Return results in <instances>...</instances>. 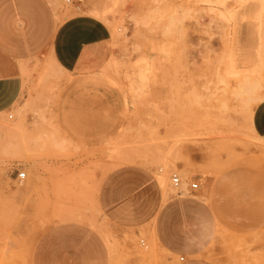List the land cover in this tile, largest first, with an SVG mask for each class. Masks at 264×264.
<instances>
[{
    "label": "rangeland",
    "instance_id": "rangeland-1",
    "mask_svg": "<svg viewBox=\"0 0 264 264\" xmlns=\"http://www.w3.org/2000/svg\"><path fill=\"white\" fill-rule=\"evenodd\" d=\"M202 3H54L111 36L85 72L27 57L5 95L0 264H56L38 252L62 246L93 253L75 264H264V140L250 127L251 114L264 126V12L256 27L249 0H227L240 57L259 43L244 76L230 66L233 19ZM172 171L196 190L174 194Z\"/></svg>",
    "mask_w": 264,
    "mask_h": 264
},
{
    "label": "crops",
    "instance_id": "crops-1",
    "mask_svg": "<svg viewBox=\"0 0 264 264\" xmlns=\"http://www.w3.org/2000/svg\"><path fill=\"white\" fill-rule=\"evenodd\" d=\"M59 1L0 0V112L7 106L6 93L12 102L19 90L23 68L31 63L26 61L27 57L44 52L65 72H85L98 66L106 56L110 28L78 5L75 6L82 12L72 15H69L70 9L55 8L54 3ZM250 127L253 134L264 140L260 135H264V126L256 117L252 121V114ZM158 185L162 188L160 181ZM84 251L62 246L38 254H56V264H75L69 254H93L90 250Z\"/></svg>",
    "mask_w": 264,
    "mask_h": 264
},
{
    "label": "bare ground",
    "instance_id": "bare-ground-1",
    "mask_svg": "<svg viewBox=\"0 0 264 264\" xmlns=\"http://www.w3.org/2000/svg\"><path fill=\"white\" fill-rule=\"evenodd\" d=\"M196 1H198L199 3H201V2H203L204 4L206 3L211 8L216 9L217 13H219V15L222 18L226 19L228 22L230 21L231 18L232 19L235 18L234 13L231 12L229 8H227V5H228L227 0H196ZM249 3H250V7H251L252 16L257 21L256 27H258L259 21H260L259 18L262 17L263 12H264V0H249ZM233 21H234L233 22L234 26H233L232 42L230 41L232 44V50H229V52L232 51L229 54L230 66L232 67V69L235 70V69H239L240 67H243V65H244L243 69L244 68L245 69L240 71V74H242V72H243L242 75H244L247 73L245 70H247L248 67L246 65L250 64L249 62H252V63L257 62L258 63V61L262 59V58H259V56H258L259 53L257 51L259 43L255 44L256 47L254 48V56L251 57V61L249 60L250 58L246 59V57H240L241 53H240V51L237 50V49H239V47H238L239 38L237 37V35H238L237 31H238L239 27L237 26L235 19H233ZM235 24H236V26H235ZM254 65H255V69H256V63ZM257 67H258L257 70L258 69L261 70V67H262L261 63L259 64V66L257 65ZM249 68H248L249 71L248 70L247 71L250 72V74L256 73L255 71H250V70H253L254 67H249ZM251 68H253V69H251ZM234 70L232 72H236ZM251 72H253V73H251ZM248 74L249 73H247L246 75H248ZM249 78H251V77H249ZM159 181H160V184L162 186V189L165 192L167 189L166 183L162 179Z\"/></svg>",
    "mask_w": 264,
    "mask_h": 264
},
{
    "label": "built area",
    "instance_id": "built-area-1",
    "mask_svg": "<svg viewBox=\"0 0 264 264\" xmlns=\"http://www.w3.org/2000/svg\"><path fill=\"white\" fill-rule=\"evenodd\" d=\"M64 1L68 2L71 0H64ZM25 176H26L25 171H18L17 178L19 180L24 179ZM169 179H170V186L173 190V193L177 195L182 194L185 190L188 192H192L197 187V181L195 180H191L186 185H184L181 175L177 171H172L169 175Z\"/></svg>",
    "mask_w": 264,
    "mask_h": 264
}]
</instances>
